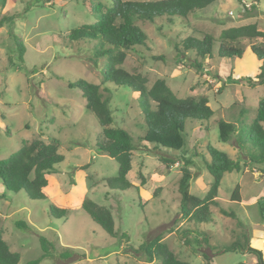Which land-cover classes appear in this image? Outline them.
<instances>
[{"label":"rangeland","instance_id":"1","mask_svg":"<svg viewBox=\"0 0 264 264\" xmlns=\"http://www.w3.org/2000/svg\"><path fill=\"white\" fill-rule=\"evenodd\" d=\"M109 3V0H7L0 8L1 15L16 16L13 32L24 47L20 63L16 43L4 23L0 27V158L17 150L24 141L36 137L47 141L49 136L58 138V150L64 157L55 171L47 175L46 199L31 200L23 191H6L0 182V230L4 240L12 251L20 254L18 264L41 253L37 237L40 234L53 240L58 248L69 247L75 256L69 260L46 258L39 264H159L134 251L157 234L179 259L191 264L251 263L256 258L253 254L223 251V247L245 237L250 247L264 254V237L255 239L256 230L264 233V219L257 205L251 203L264 196V162L251 163L237 146L220 141L213 120L231 119L240 107L248 109L247 121L253 117L264 94V84L251 86L244 79L233 82L227 75L232 71V78L250 76L258 82L264 61L257 59L249 48L264 47V38L238 39L237 44L246 51L242 59L229 62L213 55L202 62V68L190 67L192 53L187 59L176 56L174 45L188 36L201 38L210 34L215 54L224 29L254 23L264 31V0H215L203 11H194L186 18L161 16L152 22L136 20L146 36L145 46L128 51L121 66L128 72L146 76L147 85L164 79L178 97L206 94L214 113L206 126L197 120L185 121V145L178 152L157 148L141 139L146 123L138 93L124 85L105 83L111 92L114 124L123 127L134 144L127 173L132 186L123 191L109 188L104 181L117 174V163L95 147L100 126L85 108L80 90L71 85L82 78L102 88V64L93 61L90 44L65 38L72 28L93 23L95 11L106 9ZM147 104V109L152 110L151 102ZM207 145L225 151L245 166L239 172L223 174L215 197L219 206H210L212 221L180 219L178 179L182 164L175 161L166 166L159 155L174 158L181 155L191 160L189 192L203 197L212 181L200 156L205 154ZM236 185L240 202L244 201L245 206L231 200ZM84 198L111 210L116 237H110L82 209L72 208ZM51 203L72 208L71 213L52 217L48 212ZM220 208L232 212L234 217ZM17 220L25 221L29 228H17ZM123 233L127 238L121 237Z\"/></svg>","mask_w":264,"mask_h":264},{"label":"trees","instance_id":"2","mask_svg":"<svg viewBox=\"0 0 264 264\" xmlns=\"http://www.w3.org/2000/svg\"><path fill=\"white\" fill-rule=\"evenodd\" d=\"M7 0H0V8ZM109 7L104 10L97 9L96 20L93 23L82 24L72 28L65 38L68 41L86 42L93 48L92 57L95 63L102 64L103 87L100 84L85 79H76L71 85L77 87L85 99V108L97 119L100 126L95 147L100 153L108 155L117 163V174L104 178L109 188L127 190L132 183L127 179L131 169L132 152L134 144L131 135L120 126L114 124L110 107V89L105 83L112 82L124 85L138 93L145 112L146 129L142 140L159 148L179 151L185 145V121L197 120L201 125L211 118L214 111L210 106V99L205 95L178 97L166 84L164 79L158 78L147 85V78L140 72H128L121 64L128 51L136 46H145L146 36L136 24V20L154 21L155 18L181 17L186 18L194 11H203L215 0H109ZM15 15H1L0 27L7 23L9 35L16 43L17 59L23 63L24 47L18 42L13 32ZM264 38V31L258 29L256 24H245L229 27L222 30L220 43L213 52V37L204 34L201 38L188 36L180 44L174 45L176 56L187 59L189 53L194 55L190 67L202 68V62L213 55L218 60L227 59L229 62L238 61L244 57L245 50L240 47L238 39ZM257 59L264 61V47L251 45L249 48ZM153 59H162V56H152ZM11 63V59L9 58ZM258 73L259 81L250 76L239 79L232 78L233 72L227 75L228 80L239 82L244 79L253 86L256 83L264 84V69ZM222 86V85H221ZM150 101L153 109L148 110ZM236 105V104H233ZM248 109L240 107L237 114L231 119L214 118L213 122L218 128V138L225 143L237 146L239 152L245 155L251 163L264 162V94L258 100L251 120H246ZM204 123V124H203ZM60 141L55 136H49L47 141L40 137L24 141L20 147L7 157L0 158V182L6 191L17 193L23 191L31 200L46 199L47 175L55 171V166L63 161L59 153ZM207 155V156H205ZM206 170L212 177L210 186L203 197L189 192L192 170V161L184 156L159 155L160 161L169 166L175 161L182 164L181 176L178 179L179 209L178 218L193 220L197 223L212 221L210 206H219L216 200L218 187L225 172L240 171L245 166L243 161L233 159L225 151L212 145L206 146L205 154L200 155ZM236 185L231 193V200H239V190ZM260 217L264 219V196L256 202ZM73 209H82L90 219L98 224L110 237H116L114 218L111 210L99 205L89 198L81 200ZM67 206L51 203L48 212L52 217H66L71 213ZM220 210L234 217L232 212L224 208ZM19 229H28L29 225L23 220L15 221ZM41 253L26 261L24 264H39L46 258L69 260L75 254L69 247H57L53 240L40 234L37 236ZM126 237L127 234H121ZM188 242V241H187ZM190 243V242H189ZM188 243V244H189ZM131 247V246H128ZM242 251L253 254L256 262L264 264L262 251L250 247L247 240L235 239L224 245L223 251ZM140 252L148 261L157 260L159 264H191L179 259L166 242L162 241L160 234L144 240L134 250ZM20 254L12 251L2 236L0 230V264H18ZM52 264H57L53 262ZM247 264V263H239Z\"/></svg>","mask_w":264,"mask_h":264},{"label":"crops","instance_id":"3","mask_svg":"<svg viewBox=\"0 0 264 264\" xmlns=\"http://www.w3.org/2000/svg\"><path fill=\"white\" fill-rule=\"evenodd\" d=\"M238 172H239V171H238ZM244 200H245V199H244ZM240 201H241L240 199L237 201L238 203H240V205H242V206H245V205H246V203H244V201H243V202H240ZM256 202H257V199H254L253 201H251L252 204H256ZM62 206H63V205H62ZM212 218H213V217H212ZM256 231H257V233H256L255 236H257V237H255V239L259 240V238H260L261 236L264 237V233H263L262 231H260L261 234L259 233L258 230H256ZM212 242H214V241H212ZM263 246H264V242H263ZM262 255H263V258H264V254H262ZM255 262H256V258H252L251 263H248L247 261L242 262V263L253 264V263H255Z\"/></svg>","mask_w":264,"mask_h":264}]
</instances>
